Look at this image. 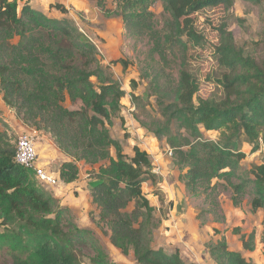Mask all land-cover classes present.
I'll list each match as a JSON object with an SVG mask.
<instances>
[{
	"label": "trees",
	"instance_id": "16d2710c",
	"mask_svg": "<svg viewBox=\"0 0 264 264\" xmlns=\"http://www.w3.org/2000/svg\"><path fill=\"white\" fill-rule=\"evenodd\" d=\"M158 3L167 16L161 29L151 11ZM235 3L114 0L113 11L106 10L104 0L99 5L110 17L122 18L130 33L148 36L168 65L181 55L179 59L185 61L189 45H205V38L195 28V14L217 7L231 11ZM51 7L67 14L61 4ZM218 31L215 60L222 94L199 99L196 104L200 83L187 70H180L175 101L164 111L168 120L157 135H166L176 165L185 171L181 179L190 194H205L216 207L221 189L231 191L238 208L252 192V211H264V159L249 172L251 177L241 174L246 150L255 154L264 146V63L246 55L226 25ZM112 63L124 69L129 66L124 60ZM137 85L132 81L134 90ZM0 90L2 112L14 111L16 121L37 130L36 137L49 138L60 151L59 183L70 186L79 182L81 163L93 167L88 176L96 185L90 194L100 213L99 222L109 228L115 248L125 254L133 251L137 264H192L179 249L168 253L152 246L147 227L155 208L143 185L155 184L158 176L147 152L136 146L129 158L122 143L111 136L108 126L120 111L126 91L102 67L96 46L72 20L50 18L30 0H0ZM67 98L81 107L67 109ZM173 120L186 129L188 137L171 135ZM201 128L220 132L221 139H203ZM11 129L0 130V257L7 253L13 264H84L79 249L89 247L84 235L88 232L65 226L68 208L44 189L45 183L36 173L38 162L35 166L17 162L19 139ZM132 204L134 210L128 211ZM241 240L245 250L254 251L255 232L248 241L246 236ZM211 254L218 264H253L240 252L229 250L225 241L213 247Z\"/></svg>",
	"mask_w": 264,
	"mask_h": 264
},
{
	"label": "rangeland",
	"instance_id": "374dc122",
	"mask_svg": "<svg viewBox=\"0 0 264 264\" xmlns=\"http://www.w3.org/2000/svg\"><path fill=\"white\" fill-rule=\"evenodd\" d=\"M100 1L30 0L33 6L44 11L50 18L72 20L96 46L102 67L108 69L115 82L126 91L127 95L121 101L120 111L113 116L108 128L111 136L122 143L124 153L129 158L133 157L134 148L139 146L150 155L153 162L158 180L155 184L149 181L143 185V192L155 208L154 219L147 227L151 234L152 246L167 249L168 253L179 249L185 260L192 264H218L211 250L225 241L229 250L240 252L253 264H264V211H252V192L248 193L242 206L238 208L233 205L231 191L221 189L216 207L205 194H190L181 179L185 171L179 170L176 165L174 150L168 144L166 135H157L168 120L169 114L164 115V111L175 101L174 89L179 82L180 70H187L200 83V90L195 98L196 104L199 99L222 94L217 83L220 69L215 60V50L220 42L218 30L222 25H226L234 33L237 44L245 50L246 55L264 63V3L257 5L248 0H236L231 11L217 7L195 14V28L205 38V45H189L185 61L179 59L182 58L181 55L176 60L170 59L171 62L165 65L158 51L154 50V42L148 36L130 33L122 18L110 17L105 9L100 7ZM104 1L106 10L113 11L114 0ZM55 4L63 5L67 14L63 15L51 7ZM151 11L156 15L157 28L161 29L167 17L163 13L162 4H156ZM116 60H124L129 66L124 69L121 64H113ZM92 81L97 83L96 79ZM132 81L138 84L135 90ZM2 98L3 93L0 90V130L13 128L18 134V139L27 131L38 136L37 130L14 119V111L2 112ZM160 102L163 105H160ZM64 106L69 110H76L81 107V103L73 104L67 98ZM170 132L173 136L181 133L188 137L186 129L176 120L172 121ZM201 133L205 140L218 142L221 139L220 132H206L201 128ZM43 137H36L40 156L42 151L44 154L57 153L55 161H58L60 151L53 141ZM246 154V159L241 163V174L250 176L252 168L260 165L264 159L263 144L257 153L250 154L247 149ZM112 155L115 156V151H112ZM58 163L60 162H56L57 168L60 167ZM80 166L81 173L87 175L84 180H91L88 174L93 167L85 163ZM52 169L55 170L56 167ZM58 186L43 185L54 197V190H57ZM132 210L133 204L128 211ZM98 212L95 208L83 216V213L68 208L63 217L66 227H78L88 232L84 235H87L86 242L89 247L79 249L83 263L137 264L133 251L125 254L111 244L110 230L99 222ZM1 224L0 219V230H3ZM237 229H240L239 234L236 233ZM254 232V251H247L241 238L246 236L248 241ZM77 241L79 244L83 242ZM2 255L5 257H0V264H13L7 253Z\"/></svg>",
	"mask_w": 264,
	"mask_h": 264
},
{
	"label": "crops",
	"instance_id": "0c3cea01",
	"mask_svg": "<svg viewBox=\"0 0 264 264\" xmlns=\"http://www.w3.org/2000/svg\"><path fill=\"white\" fill-rule=\"evenodd\" d=\"M44 138L45 137H43V139ZM45 142L46 140H44L43 143ZM36 144L38 147V143ZM43 155H45V157L42 158ZM57 156V153H54L53 155L51 153L44 154V151L41 152L40 156V153L38 152V166L43 167L49 174L58 179L59 167L57 168L56 162L61 161L62 155L60 154V159L58 161H55ZM53 167H56V169H52ZM85 177H87V175L82 174L81 180L70 186L63 183H59L57 190H54L55 197L60 201L63 207L70 209L73 208L75 209V211L83 213V216H86V213L95 210V208L97 209V206L93 203V198L90 194L91 189L94 187V185H96V181L84 180Z\"/></svg>",
	"mask_w": 264,
	"mask_h": 264
},
{
	"label": "built area",
	"instance_id": "2783aa9c",
	"mask_svg": "<svg viewBox=\"0 0 264 264\" xmlns=\"http://www.w3.org/2000/svg\"><path fill=\"white\" fill-rule=\"evenodd\" d=\"M34 132H25L19 137L17 145L16 160L26 166H35L38 162V151ZM37 177L40 181L49 186H57V178L49 174L43 167H36Z\"/></svg>",
	"mask_w": 264,
	"mask_h": 264
}]
</instances>
